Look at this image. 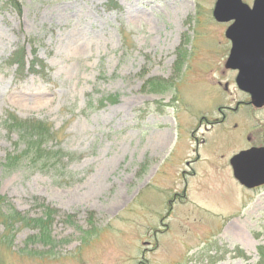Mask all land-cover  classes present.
Returning <instances> with one entry per match:
<instances>
[{"label":"rangeland","instance_id":"374dc122","mask_svg":"<svg viewBox=\"0 0 264 264\" xmlns=\"http://www.w3.org/2000/svg\"><path fill=\"white\" fill-rule=\"evenodd\" d=\"M214 2L0 0V119L5 109L47 118L65 149L83 153L70 185L0 172L19 210L58 209L59 241L21 253L36 231L17 227L0 264H264V185L244 187L229 164L264 144V106L244 103L224 66L229 22L214 19ZM22 43L47 68L15 75L6 59ZM13 138L0 124L1 161Z\"/></svg>","mask_w":264,"mask_h":264},{"label":"trees","instance_id":"16d2710c","mask_svg":"<svg viewBox=\"0 0 264 264\" xmlns=\"http://www.w3.org/2000/svg\"><path fill=\"white\" fill-rule=\"evenodd\" d=\"M6 1L15 6L17 0ZM32 51L36 53V50ZM6 62L15 66V75L19 78L30 72L39 73L47 68V64L42 58H38L36 55L26 57L23 43L11 51ZM100 100L102 101V99ZM0 124L7 132H14L13 140L15 142V148L9 150L3 160H0L1 173L14 169L42 171L50 174L54 182L59 185H70L83 178L80 172L69 167L70 162L80 158L83 153L65 149L61 145L62 140L51 120L34 115L22 116L13 109H5ZM48 203L38 204L43 207L41 213L30 215L28 211L16 208L4 194L0 193V224L2 225L0 241L9 244L12 242L13 236H9L8 232H14L17 227L19 229L28 227L32 230L35 229L36 232L24 239L23 246L18 249L19 252L26 251L27 254L32 255L33 252H29L30 249L27 248L29 242H41L43 245L55 248L59 241L52 235L51 227L54 213L58 209L48 206ZM71 216L67 214L65 219Z\"/></svg>","mask_w":264,"mask_h":264},{"label":"water","instance_id":"95a60500","mask_svg":"<svg viewBox=\"0 0 264 264\" xmlns=\"http://www.w3.org/2000/svg\"><path fill=\"white\" fill-rule=\"evenodd\" d=\"M212 15L230 22L224 34L230 40L226 68L236 69V86L249 94L255 107L264 105V0H215ZM229 163L235 179L246 188L264 184V145L240 149Z\"/></svg>","mask_w":264,"mask_h":264},{"label":"flooded vegetation","instance_id":"af4514ba","mask_svg":"<svg viewBox=\"0 0 264 264\" xmlns=\"http://www.w3.org/2000/svg\"><path fill=\"white\" fill-rule=\"evenodd\" d=\"M224 88L226 89L227 88V84L225 83V86H224ZM249 96V95H248ZM250 99V98H249ZM249 99L247 100V101H245L244 103H246V104H250V105H252L250 102H249ZM238 104L239 103H236V106L234 107V108H237V106H238ZM253 106V105H252ZM253 107H255V106H253ZM228 109H231V107H227ZM255 108H258V107H255ZM218 109L220 110V107H218ZM202 121L203 120H205L206 121V125L208 124V123H210V124H214L215 125V123H217V122H219V117H217V116H214V117H211V118H207L205 115H202ZM201 118H200V121H199V123H198V125L200 126V124H201ZM206 128H208V127H206ZM247 140H251V136L250 135H247ZM200 141H203V139H201ZM199 145V141L197 142V146ZM255 145H264V144H259V143H257V142H250L248 145H246V146H244V147H242V148H247V147H250V146H255ZM241 148V149H242ZM199 155L197 154V157L195 158V160H199ZM192 171H194L193 169H192Z\"/></svg>","mask_w":264,"mask_h":264},{"label":"bare ground","instance_id":"6f19581e","mask_svg":"<svg viewBox=\"0 0 264 264\" xmlns=\"http://www.w3.org/2000/svg\"><path fill=\"white\" fill-rule=\"evenodd\" d=\"M166 135L168 136V133Z\"/></svg>","mask_w":264,"mask_h":264}]
</instances>
